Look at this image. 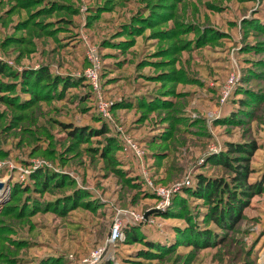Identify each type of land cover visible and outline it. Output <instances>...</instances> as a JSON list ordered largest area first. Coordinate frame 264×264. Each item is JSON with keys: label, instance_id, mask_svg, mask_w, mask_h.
I'll return each instance as SVG.
<instances>
[{"label": "rangeland", "instance_id": "374dc122", "mask_svg": "<svg viewBox=\"0 0 264 264\" xmlns=\"http://www.w3.org/2000/svg\"><path fill=\"white\" fill-rule=\"evenodd\" d=\"M228 143L258 193L225 229L184 191ZM0 184V264H264V0H0Z\"/></svg>", "mask_w": 264, "mask_h": 264}, {"label": "trees", "instance_id": "16d2710c", "mask_svg": "<svg viewBox=\"0 0 264 264\" xmlns=\"http://www.w3.org/2000/svg\"><path fill=\"white\" fill-rule=\"evenodd\" d=\"M44 75L43 73L42 76L44 80L49 78L47 75H45L46 77ZM26 80L27 79H25V81ZM28 81H30V78L27 82ZM67 128L69 129H66V132H69L70 137H77L79 133L83 136V134L88 131V129H78L74 128V126ZM172 130H175V127L172 125H167V127L163 128L160 131L159 142L165 143L169 140L171 142L173 140ZM178 131H180V129ZM169 148L170 146L167 145V149ZM254 150L255 146L250 144L228 143L225 151L216 157V159H212V162H216V164L221 166L228 174L219 178L209 177L205 173H199L195 177L192 189H186L184 191V193L189 196L204 200L208 208L206 213L207 219L221 228L229 229V227L234 226L241 217V211L245 206L244 200L246 197H252V194L255 195L258 193H254L256 192L254 191L255 187H258V184L249 182V175L251 173L249 157ZM46 176L44 171L37 175V184H41ZM183 219L189 221V216L183 215ZM195 230V227L190 225L189 229L185 231L186 245H193L196 247V244L200 240H203L202 242L205 241L206 246H210L211 234L209 232L200 233ZM129 236L135 237L131 232H129ZM146 245L150 249L157 248L156 245L151 243H147Z\"/></svg>", "mask_w": 264, "mask_h": 264}, {"label": "built area", "instance_id": "2783aa9c", "mask_svg": "<svg viewBox=\"0 0 264 264\" xmlns=\"http://www.w3.org/2000/svg\"><path fill=\"white\" fill-rule=\"evenodd\" d=\"M93 72H90L89 73L88 78L90 79L92 85L96 89L98 87V85H97V82H98L97 81V75H96L95 72L94 73ZM123 151L125 153L134 152L136 155H140V150H139L138 145L135 142L130 141V140H128L125 143V146L123 148ZM170 192H171L170 190H168V191L167 190L166 191L161 190V191H159V195L162 196V197L168 198ZM126 217L129 218L130 220L132 218L134 222L135 221H138L139 219H141V217H138L136 214L131 213L129 211L120 212L118 214L117 219L115 220L114 227H113V230L111 232V237L109 239V243L110 244H112L115 240L117 241V239L121 236L122 220L124 218H126ZM101 254H102L101 251H100V253L92 254L89 259H86L87 264H97V263L101 262L102 261L101 260Z\"/></svg>", "mask_w": 264, "mask_h": 264}, {"label": "water", "instance_id": "95a60500", "mask_svg": "<svg viewBox=\"0 0 264 264\" xmlns=\"http://www.w3.org/2000/svg\"><path fill=\"white\" fill-rule=\"evenodd\" d=\"M0 188H2V185L0 184ZM152 212H154V211H152Z\"/></svg>", "mask_w": 264, "mask_h": 264}]
</instances>
